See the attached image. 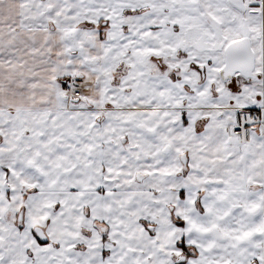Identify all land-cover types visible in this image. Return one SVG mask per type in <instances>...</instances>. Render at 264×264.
I'll use <instances>...</instances> for the list:
<instances>
[{
	"label": "snow or ice",
	"instance_id": "obj_1",
	"mask_svg": "<svg viewBox=\"0 0 264 264\" xmlns=\"http://www.w3.org/2000/svg\"><path fill=\"white\" fill-rule=\"evenodd\" d=\"M0 264H264V0H0Z\"/></svg>",
	"mask_w": 264,
	"mask_h": 264
}]
</instances>
